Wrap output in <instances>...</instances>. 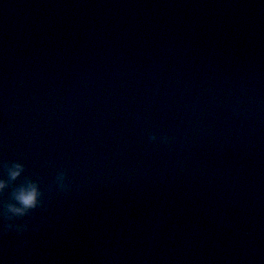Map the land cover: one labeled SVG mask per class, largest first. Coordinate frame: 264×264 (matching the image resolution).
Returning <instances> with one entry per match:
<instances>
[{
  "label": "water",
  "instance_id": "1",
  "mask_svg": "<svg viewBox=\"0 0 264 264\" xmlns=\"http://www.w3.org/2000/svg\"><path fill=\"white\" fill-rule=\"evenodd\" d=\"M12 161L0 264H264V0H0Z\"/></svg>",
  "mask_w": 264,
  "mask_h": 264
},
{
  "label": "clouds",
  "instance_id": "2",
  "mask_svg": "<svg viewBox=\"0 0 264 264\" xmlns=\"http://www.w3.org/2000/svg\"><path fill=\"white\" fill-rule=\"evenodd\" d=\"M150 143L169 144L171 139L167 135L158 136L155 133L149 137ZM3 171L6 178H0V194L4 193L10 187V184L20 180L25 173L24 164L18 161L4 162ZM67 174L64 171L57 173L54 179V184L61 191H68L69 184L67 182ZM44 194L41 191L39 182L25 177L24 180L14 188L11 196L12 202L6 203L3 206V211L0 212L2 217L8 223L5 230L8 232H16L23 234L28 231V224H18L17 220L23 219L31 215V213L39 208H43Z\"/></svg>",
  "mask_w": 264,
  "mask_h": 264
}]
</instances>
